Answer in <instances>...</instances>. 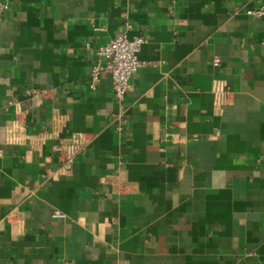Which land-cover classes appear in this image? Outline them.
<instances>
[{
	"label": "crops",
	"instance_id": "0c3cea01",
	"mask_svg": "<svg viewBox=\"0 0 264 264\" xmlns=\"http://www.w3.org/2000/svg\"><path fill=\"white\" fill-rule=\"evenodd\" d=\"M263 3L0 0V264H264Z\"/></svg>",
	"mask_w": 264,
	"mask_h": 264
},
{
	"label": "built area",
	"instance_id": "2783aa9c",
	"mask_svg": "<svg viewBox=\"0 0 264 264\" xmlns=\"http://www.w3.org/2000/svg\"><path fill=\"white\" fill-rule=\"evenodd\" d=\"M8 8L7 5L4 6ZM246 13L255 16H264V3L258 8H248ZM130 28L131 25H128ZM147 42L144 35L130 36L127 32L116 35L109 42L100 45L96 50V61L92 66L90 87L95 89L104 74L112 77L113 91L118 98H123L129 88L131 77L143 66L146 61L139 57L142 46ZM219 64L220 59H215ZM46 90L33 89L34 98H42Z\"/></svg>",
	"mask_w": 264,
	"mask_h": 264
}]
</instances>
